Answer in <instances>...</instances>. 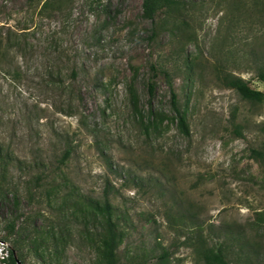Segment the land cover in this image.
Masks as SVG:
<instances>
[{
	"label": "rangeland",
	"instance_id": "rangeland-1",
	"mask_svg": "<svg viewBox=\"0 0 264 264\" xmlns=\"http://www.w3.org/2000/svg\"><path fill=\"white\" fill-rule=\"evenodd\" d=\"M45 1L0 0V238L15 224L0 264L7 248L20 264H103L105 213L88 205L105 198L117 264H206L202 240L264 264V101L220 80L264 92V0H180L155 36L142 0Z\"/></svg>",
	"mask_w": 264,
	"mask_h": 264
},
{
	"label": "trees",
	"instance_id": "trees-1",
	"mask_svg": "<svg viewBox=\"0 0 264 264\" xmlns=\"http://www.w3.org/2000/svg\"><path fill=\"white\" fill-rule=\"evenodd\" d=\"M67 0H46L43 4V8H54V9H61L62 3H65ZM68 2V1H67ZM142 12L141 16L145 19H148L152 22L153 26L151 29V35L155 36L157 34L155 17L157 16L158 12L164 14L165 16L170 17L173 21L178 17L180 14V10H182L180 0H142L141 4ZM263 12V10H262ZM167 17V18H168ZM152 75L150 80L147 82V90L149 97L153 95L155 81L154 79L157 77L159 72H157V68L154 65H151ZM166 84L168 86L169 91V103L171 105L172 113L174 114L175 119L177 120L178 128L181 134L188 136L189 130L186 119L183 115V112L179 106V102L177 99V94L174 91L172 80L170 79V75L167 71H162ZM258 78L261 81H264V69H261L258 74ZM222 83L234 89L237 94L244 100L250 102H262L264 101V92L258 89L253 88L250 83L239 76H234L232 74H224L220 77ZM130 97L133 100V89L131 86L129 87ZM154 131L158 132V126L154 127ZM252 154L256 158H260L264 160V149H252ZM69 155V150L66 149L63 152V156L61 157V163L64 162V159ZM3 172L6 170L7 166L3 163L1 165ZM6 194L0 191V204L7 199L5 197ZM98 201H90L89 205L91 209H96L101 213H105L100 225V233H99V244H100V254L103 260V264H117L118 257H117V248L119 244V232H118V221L116 219L113 220L112 215V207L107 200L104 199L101 205L98 204ZM5 233L0 238V241L4 244L8 242L10 237L15 233V224L14 222H6L5 226ZM202 249H200L202 254V259L206 264H228L227 262V255L226 250L223 246H216V248L209 246L206 243V240H202ZM1 260L4 264H20L17 256L14 253L13 249H6L4 255H1Z\"/></svg>",
	"mask_w": 264,
	"mask_h": 264
}]
</instances>
